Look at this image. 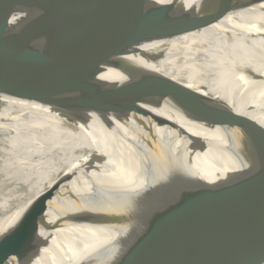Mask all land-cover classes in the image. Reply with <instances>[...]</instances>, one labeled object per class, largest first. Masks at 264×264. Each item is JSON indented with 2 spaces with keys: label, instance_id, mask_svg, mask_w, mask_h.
<instances>
[{
  "label": "bare ground",
  "instance_id": "obj_1",
  "mask_svg": "<svg viewBox=\"0 0 264 264\" xmlns=\"http://www.w3.org/2000/svg\"><path fill=\"white\" fill-rule=\"evenodd\" d=\"M116 37L148 69L263 120L264 0L190 26ZM0 62L34 86L65 89L0 80V239L14 236L0 247L4 264H19L16 254L28 246L37 250L26 264H78L96 248L129 251L155 220V213L129 218L149 191L203 152L206 177L217 172L209 144L237 158L230 131L207 128L165 102L156 112L203 139L198 153L186 136L149 124L115 86L50 69L21 52L0 49ZM218 166L233 168L221 160ZM35 227L41 242L31 245ZM186 232L174 239L188 240Z\"/></svg>",
  "mask_w": 264,
  "mask_h": 264
},
{
  "label": "water",
  "instance_id": "obj_2",
  "mask_svg": "<svg viewBox=\"0 0 264 264\" xmlns=\"http://www.w3.org/2000/svg\"><path fill=\"white\" fill-rule=\"evenodd\" d=\"M187 1L0 0L1 50L21 52L50 69L117 87L149 124L186 136L195 151L203 149L205 141L189 137L159 115L156 110L162 102L207 128L232 133L227 132L234 141L229 151L239 166L225 180L180 205L169 204L162 217L155 213L151 228H145L133 249L118 254L92 249L78 264H258L264 258V115L259 121L253 113L236 112L148 69L131 59L136 51L116 37L190 26L257 0H194L189 5ZM0 80L34 86L3 62ZM45 86L65 90L56 83L34 87ZM144 199L152 203L151 198ZM46 202L38 206L37 215ZM182 228L187 231L183 235L190 232L188 240L174 239ZM29 236L35 237L31 245L40 244L37 228ZM13 237L1 238L0 247L9 246ZM28 247L16 254L19 264L28 263L37 250ZM5 261L1 258L0 264Z\"/></svg>",
  "mask_w": 264,
  "mask_h": 264
},
{
  "label": "rangeland",
  "instance_id": "obj_3",
  "mask_svg": "<svg viewBox=\"0 0 264 264\" xmlns=\"http://www.w3.org/2000/svg\"><path fill=\"white\" fill-rule=\"evenodd\" d=\"M209 146L210 148L215 149L216 152L214 159H212V164L213 167L218 170L217 172H213L208 178L206 177L210 171V167L207 165L206 158L208 157V154L206 152L195 156L193 159L190 158L191 160L180 165L169 175V177H167V179H165V181L144 196V198H151L152 203L143 202L145 200L143 198L135 207L129 218L136 217L138 219L156 212L166 214L168 212L166 205L169 206V204L174 202L176 205H180L186 198L198 197L203 189L206 192L208 188H212L219 184L226 179V176L229 175L230 172L234 171L236 166H239L235 157L232 155H230V157L228 153L222 151L213 144H209ZM209 154L211 153L209 152ZM220 160L232 164L233 168L231 170L220 168L218 166V161ZM154 200L157 201L154 202Z\"/></svg>",
  "mask_w": 264,
  "mask_h": 264
},
{
  "label": "crops",
  "instance_id": "obj_4",
  "mask_svg": "<svg viewBox=\"0 0 264 264\" xmlns=\"http://www.w3.org/2000/svg\"><path fill=\"white\" fill-rule=\"evenodd\" d=\"M231 170V169H230Z\"/></svg>",
  "mask_w": 264,
  "mask_h": 264
}]
</instances>
